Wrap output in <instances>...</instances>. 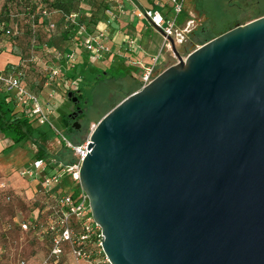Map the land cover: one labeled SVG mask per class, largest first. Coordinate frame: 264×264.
Here are the masks:
<instances>
[{"label":"water","instance_id":"1","mask_svg":"<svg viewBox=\"0 0 264 264\" xmlns=\"http://www.w3.org/2000/svg\"><path fill=\"white\" fill-rule=\"evenodd\" d=\"M166 40L176 61L87 134L77 182L102 252L109 264H264V14L183 58Z\"/></svg>","mask_w":264,"mask_h":264},{"label":"rangeland","instance_id":"2","mask_svg":"<svg viewBox=\"0 0 264 264\" xmlns=\"http://www.w3.org/2000/svg\"><path fill=\"white\" fill-rule=\"evenodd\" d=\"M98 1L82 0L79 8L80 14L86 16L91 12L96 13L92 7ZM101 1L106 8L115 11L117 18H120L122 7L129 3L128 0ZM157 2L165 1L157 0ZM161 6H165L168 10L169 18L174 17L171 7H168L166 2ZM181 6L182 10L174 17V33H177L178 37L180 34V41L175 42V35L171 38L176 51L182 58L201 44L200 34L211 31L209 39L217 32L232 27L236 22L248 21V16L253 11L264 12V0H181ZM135 12L134 10V13L131 14L140 19L135 15ZM55 19H58L57 15L54 17ZM144 22L147 21L144 20ZM137 28L140 49H137L135 54H130V58L149 61V58L157 55L155 74L176 61V57L169 48H165L164 51L161 49L163 37L158 31L144 26L142 22L138 24ZM44 30L43 27L39 28L40 43L43 41L41 35ZM27 37V34L21 31L18 41L14 45L8 46L10 52L4 51L0 54V71L8 62H15L14 55L20 50L28 57L34 55L38 49V53L35 54L40 59L38 64L26 63V60L22 65L27 69L25 68V73H23L22 68H19L18 71L22 75L18 77L22 78L21 81L33 91L32 93L36 95L42 109L46 108V118L43 123L36 120V132L32 134L30 140L20 142L11 148H9L11 140L0 133V180L7 182L8 189L0 190V264H14L20 260L23 261V264H43L47 255L49 234L45 232L44 227L51 210L55 207L54 200L40 189L38 180L19 175V170L26 167L34 158L37 146L42 147L45 152L44 159L49 165L43 172L49 176L56 171L53 156L62 149L61 136L69 140L71 138L78 141L84 140L99 117L124 96L141 86L138 65L126 66V63L122 64L114 59L104 66V58L89 62L82 56H79V59L73 63V67L66 71L67 76L72 73L73 77L64 78L61 72L52 80H48L46 78L48 68L60 65L53 63L54 59L52 58V55L57 56L60 48L50 49L45 54H40V49H35L36 45L31 46L27 42ZM43 57L47 59L46 62H43ZM31 65L33 66L31 67ZM75 88L81 92L80 110L82 112L74 121L79 123L78 132L72 127V123L69 126V121L64 115L72 108L70 101L65 98V93ZM5 89L6 87L0 83V91H6ZM67 151L65 149L64 154ZM65 177V180L61 179L59 188L70 190L76 182ZM5 192L10 197L8 200L5 199ZM32 219H35L40 225L39 229L23 231L18 226V223ZM53 264L87 263L74 259L66 250Z\"/></svg>","mask_w":264,"mask_h":264},{"label":"built area","instance_id":"3","mask_svg":"<svg viewBox=\"0 0 264 264\" xmlns=\"http://www.w3.org/2000/svg\"><path fill=\"white\" fill-rule=\"evenodd\" d=\"M163 1L170 5L174 17L182 10L181 0ZM154 5L158 6L160 3L155 2ZM39 9V13L43 17H46V19H48L51 14L57 12V10L45 7L44 5ZM105 15L106 18L103 23L108 25L113 18V14L111 10L107 8L105 10ZM135 15L146 18L153 27L157 28L162 34L163 43L167 42L166 37H172L173 35L180 41V34L178 37L177 33H174V17L169 18L161 9L153 6L137 9ZM62 19L63 28H65L66 23H68L75 35H83L80 46L82 52L85 53L86 60L89 62L99 61L104 58V56L107 57V55L111 53L110 47L104 42L105 34L103 29H96L86 33L84 25L78 20V12L76 11L62 13ZM46 25L48 28H54V22L50 20L47 21ZM30 27L33 31V24H31ZM0 28L1 30L3 29L2 26H0ZM4 33L5 35H12L14 31L5 29ZM128 43L132 45V40L128 39ZM32 45L34 44L32 43ZM76 57L75 51L71 49L67 52L57 53L55 62L63 60L65 64H68L75 61ZM35 58L34 55H30L29 60L31 61ZM156 61L157 56H152L150 62L142 66L138 74L141 86L148 83L156 75ZM59 73L60 65H53L48 69L46 78L52 80L53 77L58 76ZM17 75L18 73L7 70L0 73V81L7 90L9 89L12 91L16 103L21 104L24 109L33 114L39 123H43L46 118V108L42 109L34 93L20 86ZM61 143L73 158L71 163L63 164L62 162H57L54 164L55 162L53 160L56 171L48 176L43 171L48 167L49 163H47L44 158H33L26 167L19 170V175L38 180L40 189L45 192L49 198L54 200L55 207L51 210L44 227L45 232L49 234V247L43 264H53L57 262L66 250L74 259L84 261L87 264H109L100 245L102 236L100 227L93 221L90 215L85 194L81 190L72 193L70 190L59 188L63 176H67L71 181L78 183V167L81 159L87 153L86 145L88 143V135L84 140L78 142L61 136ZM6 189L7 182L0 180V190L5 191ZM6 192L5 199L8 200L10 197ZM18 226L23 231L40 228V225H38L35 219L18 223ZM14 264H23V261H16Z\"/></svg>","mask_w":264,"mask_h":264},{"label":"trees","instance_id":"4","mask_svg":"<svg viewBox=\"0 0 264 264\" xmlns=\"http://www.w3.org/2000/svg\"><path fill=\"white\" fill-rule=\"evenodd\" d=\"M81 2L82 0H0V26H2L3 28L2 30L0 28V54L4 51L10 52L8 46L14 45V43L18 41L19 35L22 31L26 33L28 36L27 42L30 43V45L33 47L34 45H36L37 47H35V49L36 48L40 49L39 51L40 54H45L50 49H55V48H60V52H67L73 49L77 55L76 60L68 63L69 65L67 64L69 68H72L73 63L77 61L79 55H82L86 59L85 53L82 52L80 46L83 35H75L74 32L70 29V25L68 23H66V27L63 28L62 13H68L70 11L78 12V20L81 21L82 24L84 25L85 32L89 33L91 31L98 29L99 23L104 22L106 16L105 10L107 9L105 4H102V1L99 0L92 7L93 11H96V13L91 12L89 13V15L82 16L79 11ZM43 5L45 7L55 9L57 10V12L51 14L49 18L46 19V17H43L39 13L40 12L39 8ZM90 5L92 4L90 3ZM97 10H99V12H97ZM257 12L258 11H253V13H251L248 16L247 20L249 21L253 18H256L264 14V12L262 13L260 12L257 13ZM56 15L58 19L54 20V17ZM48 20L54 22V28L47 27L46 24ZM240 23L242 22L239 23L236 22L233 26ZM31 24H33V31L30 27ZM40 27H43L45 29L43 35H41V39L43 40L41 43L39 42ZM229 28L231 27H228L222 31L217 32L215 35L209 37V39L222 33L223 31ZM5 29H10L11 31H14V33H12V35H5L4 33ZM211 33H212L211 31H206L200 34L199 41L202 40L201 43L207 41L208 36L211 35ZM32 43L34 45H32ZM27 48L29 50L28 46ZM36 53H38V49ZM24 54L25 53H22L21 50L18 53H16V55H14L15 62H8L7 64H5V67L0 71V73H3L7 70H11L13 72L15 71V73L18 72L19 74L17 75V78L19 80L20 86L24 87L30 92H33L32 90L29 89V87H27L25 83L21 81L22 78L18 77L22 75L20 74V71H18V69L22 68L23 73H25L26 66L22 65L23 62H26L27 60L26 63L38 64L40 59L38 56L34 54L36 58L30 61L29 60L30 55L27 57ZM55 57H56L55 55H52L54 62H55ZM42 60L43 62L47 61V59L44 57L42 58ZM62 62L64 61L60 60L59 62H55V63L60 64ZM32 66L33 65H31V67ZM66 71L67 69L65 70V72L62 73V76L64 78L69 79L70 76L73 77L72 73L70 74V76H67ZM5 90L6 91H0V133L11 140V144L9 145V148H11L12 146L20 142H25L31 139L32 134L36 132L35 124H37V121H36V117L33 114L29 113L26 109H24L21 104L16 103L15 99L12 97L13 94L11 90L9 89L8 90L5 89ZM71 140L78 142L77 139L71 138ZM33 143L35 144V142ZM61 148L62 149L59 151V153L53 156L55 162L54 164H56L57 162H62L63 164L71 163L73 158L71 157L69 151H67V153L64 154L66 148H64L63 145ZM33 157L45 158V152L43 151V148L37 146V151L35 152ZM61 179L65 180L66 177L63 176ZM79 190L80 188L78 183H76L75 186L71 187L70 189L72 193H76Z\"/></svg>","mask_w":264,"mask_h":264},{"label":"crops","instance_id":"5","mask_svg":"<svg viewBox=\"0 0 264 264\" xmlns=\"http://www.w3.org/2000/svg\"><path fill=\"white\" fill-rule=\"evenodd\" d=\"M129 3H126L123 9L120 10V18H117L115 11L111 10V13L113 14V18L111 19L110 23L108 25H105L103 22L99 23L98 29H103L105 34V40L104 42L110 47L111 53L109 55L104 56V66L108 65L110 62H112L114 59L118 60L123 64L126 63V66H132L138 65L139 72L141 71L142 66L148 64L149 61H143L142 59L133 60L130 58V54H135L137 49H140V44L138 42L139 39V32H138V24L142 22L144 26L150 27L154 31H158L160 34L161 32L153 27L149 21L146 18L135 17L131 13H134V10L147 8L151 6H155V2L157 0H128ZM165 4V2L160 3V5L156 6L157 8H160L161 11L168 16V10H166L165 6H161L162 4ZM167 3V2H166ZM168 7L170 5L167 3ZM155 7V8H156ZM164 7V8H163ZM109 9V8H108ZM169 17V16H168ZM106 18V16H105ZM146 20L147 22H144ZM107 28V30H106ZM162 35V34H161ZM175 38V42L178 43L179 41ZM128 39L132 40V45L128 43ZM170 49V45L168 41L166 43H162L161 49L164 51V49ZM82 56V55H79ZM79 56L77 60L79 59ZM157 56V55H153ZM83 57V56H82ZM84 60V59H83ZM86 61V60H85ZM102 62V63H103ZM157 62V61H156ZM64 63V64H62ZM60 63V73L65 72V70H68V65L65 64V62ZM85 63V62H84ZM87 63V62H86ZM88 64H90L88 62Z\"/></svg>","mask_w":264,"mask_h":264},{"label":"flooded vegetation","instance_id":"6","mask_svg":"<svg viewBox=\"0 0 264 264\" xmlns=\"http://www.w3.org/2000/svg\"><path fill=\"white\" fill-rule=\"evenodd\" d=\"M74 90H79V89H78V88L72 89V91H74ZM79 91H80V90H79ZM80 99H81V92H80V94L77 95V101H76V102H71V101L68 99V100L70 101V103L72 104V108L69 109L64 115H65L67 121H69V126H71V123H72V122H74L75 120L78 119L79 114L82 112V111L80 110V106H81V105H80ZM79 129H80V127H78V128L76 129V131L78 132ZM64 131H65V130H64Z\"/></svg>","mask_w":264,"mask_h":264}]
</instances>
